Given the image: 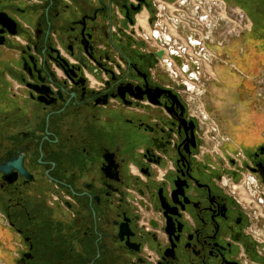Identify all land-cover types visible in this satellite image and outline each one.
Returning a JSON list of instances; mask_svg holds the SVG:
<instances>
[{"label": "flooded vegetation", "instance_id": "af4514ba", "mask_svg": "<svg viewBox=\"0 0 264 264\" xmlns=\"http://www.w3.org/2000/svg\"><path fill=\"white\" fill-rule=\"evenodd\" d=\"M176 2L0 0V264H264V138L189 104Z\"/></svg>", "mask_w": 264, "mask_h": 264}, {"label": "crops", "instance_id": "0c3cea01", "mask_svg": "<svg viewBox=\"0 0 264 264\" xmlns=\"http://www.w3.org/2000/svg\"><path fill=\"white\" fill-rule=\"evenodd\" d=\"M223 1L229 11L240 12L249 25L245 24L246 32H243V37L238 36V40L208 46L216 60L214 69H211L213 78L210 81L208 113L228 139L247 147L253 145L255 139L264 138V92L263 97L258 98L257 90L246 89L247 85L257 84L258 87L264 73V43L259 36L251 34V28L255 27L252 17L264 20V0ZM262 26L260 32H264V23ZM214 35L219 39L220 32ZM222 103L229 106L231 112L224 111Z\"/></svg>", "mask_w": 264, "mask_h": 264}, {"label": "rangeland", "instance_id": "374dc122", "mask_svg": "<svg viewBox=\"0 0 264 264\" xmlns=\"http://www.w3.org/2000/svg\"><path fill=\"white\" fill-rule=\"evenodd\" d=\"M84 1L88 2V0H84ZM221 3L222 2H220L219 4H221ZM222 4H223V6L224 5L226 6L225 3H222ZM235 13L237 15H239V14L241 15L240 12H235ZM231 14H234L233 11H231ZM231 14H225L224 12H222L220 10H217L213 13V22L212 23L214 25V28L218 27V32H220L219 39H217L216 35L213 34V36L215 37V38L213 37V39L215 40L216 43L217 42L222 43L223 41H226V40L229 41V43H232L233 41L238 40V38H237L238 36L243 37L242 36L243 32H246L247 28L245 27V25L239 24L240 18L238 16H235L236 14L233 15V16H235V18H234V17H232ZM252 20L255 21L254 22L255 27L251 28V34L254 35V37L259 36L260 37L259 40H261V42L264 43V32H260L261 29H263L262 24L264 23V20L262 18H258L255 16L252 17ZM246 21H247V19H246ZM248 25H249V23L247 21L246 26H248ZM13 46H15V45H13ZM209 55H211L210 50H209ZM209 61H210L209 64L203 65V67L201 69V74H203V75H202V78H200V81L199 82L194 81L191 83L195 86V93L193 95H190V96L188 95V101H189V104L191 105L192 108H196V109L202 108L203 111L207 110V113H208L209 105L211 104V103H209L210 102L209 100L211 99V98L209 99V97H210L209 91H210V87H211L210 81H212L211 79L213 78L212 77L213 71L211 69H214L213 65H215V63H216V60H215V57L213 54L211 56H209ZM207 70H208V72H207ZM210 71L212 72V74L210 73ZM260 78L262 79L260 81V83H261L260 87L259 86L257 87V84H254L253 85L254 87L253 86L249 87L247 85L246 89L252 90L254 88V91L257 90L256 95H258L259 93L260 94L263 93L264 92V73L262 74V76ZM186 80H188V79H186ZM198 97H200V98H198ZM223 105H225L224 111L228 112L227 110H229L231 112V108H229V106H227L225 103L224 104L222 103L223 108H224ZM204 113H205V115H207L206 111H204ZM207 124H208L209 130H211V127L216 128V125L219 127L220 137L218 140H219V146H220L222 151L228 150L227 148H231V147L234 148V150L243 149L241 144H238V143L232 141L231 139H229V141H226V138H228V137L225 135V131H222L220 129V126L213 119V117H210V120L207 122ZM210 135H212V134H210ZM208 136H209V134H208ZM214 144H216V143L214 142ZM228 152H230V150ZM231 154H233V152ZM234 154H235V158H236V153H234ZM210 155H211V158H215V160L218 161V159H216V156L214 154H210ZM261 208L262 207H259L258 209L253 208V210L256 213L255 217H258L260 220V223L258 226L260 228V231H256V234H257L256 236L257 237L261 236V239H262V237L264 238V220L261 221V218L264 217V212H263V215L261 217V215H259V211ZM263 211H264V208H263Z\"/></svg>", "mask_w": 264, "mask_h": 264}, {"label": "built area", "instance_id": "2783aa9c", "mask_svg": "<svg viewBox=\"0 0 264 264\" xmlns=\"http://www.w3.org/2000/svg\"><path fill=\"white\" fill-rule=\"evenodd\" d=\"M220 2L224 3L222 0H177L175 4L166 5L160 3L158 5V9L165 10L168 8L174 11L173 14H166L162 17V22L168 29V36H170L172 31L177 30L178 25H183L189 29H191L190 24L193 26L191 30L198 35L199 40L195 43L196 49L188 48L187 51L189 57L192 56L191 58H194L202 67L205 64H209V56L212 55V53L209 55V49L205 45V39L208 38L209 30L214 27L212 23L213 13L217 10L225 14L229 12L225 5L223 6L222 3L219 4ZM232 17L234 16L232 15ZM238 17L241 20H239L240 25H243L244 22V25L247 23L242 14ZM169 42L167 38V42L165 43L168 44ZM261 97L263 95L259 93L258 98Z\"/></svg>", "mask_w": 264, "mask_h": 264}, {"label": "water", "instance_id": "95a60500", "mask_svg": "<svg viewBox=\"0 0 264 264\" xmlns=\"http://www.w3.org/2000/svg\"><path fill=\"white\" fill-rule=\"evenodd\" d=\"M140 3H144V0H138ZM123 9L126 10V15L128 16V9L126 6H123ZM133 11L135 12H139L140 11V6H137V7H133L132 8ZM3 16L2 14H0V24H3V26L5 25V23L3 22ZM4 27H7V32L8 34L10 35H16V29H15V24H9V25H6ZM4 41H0V44H3Z\"/></svg>", "mask_w": 264, "mask_h": 264}, {"label": "bare ground", "instance_id": "6f19581e", "mask_svg": "<svg viewBox=\"0 0 264 264\" xmlns=\"http://www.w3.org/2000/svg\"><path fill=\"white\" fill-rule=\"evenodd\" d=\"M237 15V14H236ZM238 16H240V14L238 15ZM140 23H141V20H140ZM144 24V23H143Z\"/></svg>", "mask_w": 264, "mask_h": 264}]
</instances>
